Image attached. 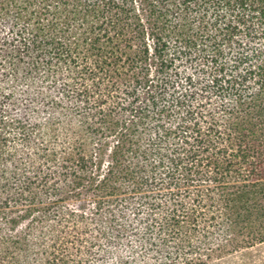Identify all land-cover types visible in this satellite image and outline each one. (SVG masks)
Returning <instances> with one entry per match:
<instances>
[{
  "label": "trees",
  "instance_id": "obj_1",
  "mask_svg": "<svg viewBox=\"0 0 264 264\" xmlns=\"http://www.w3.org/2000/svg\"><path fill=\"white\" fill-rule=\"evenodd\" d=\"M3 21L0 264H29L46 236L43 264H73L63 227L76 212L59 204L83 195L108 227L106 203L145 195L148 228L172 248L158 264L240 245L234 205L264 155V48L248 55L264 40V0H0ZM64 66L77 105L20 117L14 83L54 86ZM55 162L69 179L58 192ZM217 227L229 237L213 247Z\"/></svg>",
  "mask_w": 264,
  "mask_h": 264
},
{
  "label": "rangeland",
  "instance_id": "obj_2",
  "mask_svg": "<svg viewBox=\"0 0 264 264\" xmlns=\"http://www.w3.org/2000/svg\"><path fill=\"white\" fill-rule=\"evenodd\" d=\"M7 30L6 22L3 21L0 24V35L2 36ZM263 48V39L251 45L253 51L248 54L249 58L256 60ZM61 69L63 75L57 76V83L54 86L41 81L37 83L38 80H35L34 84L26 83L24 79L14 83L16 85L14 107L20 117L29 118L31 115L44 122L45 119L49 120L55 116L61 117L59 113L64 112L61 110L63 106L73 108L77 105L76 98L67 96V91L63 89V83L68 78L65 66ZM27 71L28 68L24 66L20 73L25 74ZM120 71L124 78L133 75L128 67L120 68ZM29 84L31 86L28 87ZM3 85L8 89L11 87L8 83ZM38 85H43L45 96L38 95L37 91L41 89ZM119 95L122 106L128 105L130 97L124 93ZM52 100L59 106L52 105ZM44 102H50V105ZM260 164L261 166H258L261 168L260 172L252 179L254 186L247 189L249 194H246L238 205H234V213L239 223L236 234L240 245H229L223 252L218 251V254L204 258L205 264H264V155L260 158ZM50 168L57 173L59 179L49 186L51 190L58 192L69 183V179L61 174L65 170L61 169L60 163H51ZM106 205L104 214L113 219L112 227H108L103 220L92 215V202L87 201L84 195L81 198L66 197L59 204L61 210L69 213L68 216H71L73 211L76 212L74 217H70V222L63 227L69 239H73V243L69 241L67 245L66 256H70V259H67L68 263L79 261L82 264H158L166 260V255L172 251V248L170 244L160 241L155 231L148 228L149 220L145 217V195L132 197L122 195L114 203H106ZM82 213L84 218L81 217ZM16 230L20 231L21 228ZM214 232L213 247L216 243L224 241V237H229V234L225 235L223 231H219L218 227ZM31 241L37 242L38 239L32 236ZM43 243L44 246L37 249L39 254L26 256L29 264L44 263L51 239L46 236Z\"/></svg>",
  "mask_w": 264,
  "mask_h": 264
}]
</instances>
